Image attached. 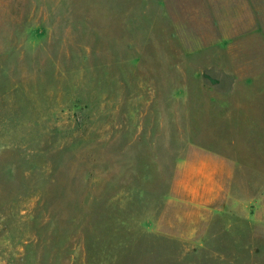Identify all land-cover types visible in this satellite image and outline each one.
<instances>
[{"label":"rangeland","instance_id":"obj_1","mask_svg":"<svg viewBox=\"0 0 264 264\" xmlns=\"http://www.w3.org/2000/svg\"><path fill=\"white\" fill-rule=\"evenodd\" d=\"M218 3L0 0V264H264V35Z\"/></svg>","mask_w":264,"mask_h":264},{"label":"crops","instance_id":"obj_2","mask_svg":"<svg viewBox=\"0 0 264 264\" xmlns=\"http://www.w3.org/2000/svg\"><path fill=\"white\" fill-rule=\"evenodd\" d=\"M217 1L220 5H215L211 11L212 18L219 16V23L216 24L219 31L216 25L212 26L216 34L239 36V41L246 36L264 35V0Z\"/></svg>","mask_w":264,"mask_h":264}]
</instances>
